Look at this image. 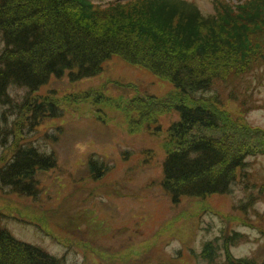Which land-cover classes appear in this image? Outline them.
I'll return each mask as SVG.
<instances>
[{
  "label": "rangeland",
  "instance_id": "374dc122",
  "mask_svg": "<svg viewBox=\"0 0 264 264\" xmlns=\"http://www.w3.org/2000/svg\"><path fill=\"white\" fill-rule=\"evenodd\" d=\"M176 1L187 3H182L185 12L215 17L226 29L223 41L230 52L242 50L233 56L237 61L229 57L215 62L222 77L212 92L224 99L229 113L226 125L215 133L257 151L247 157L252 185L246 187L238 177L230 194L183 196L174 202L162 183L164 162L173 150L169 128L180 119L179 112L154 108L152 116L158 122L148 127L146 122L154 117L134 124L140 112L129 111L127 105L137 96H154L167 104L175 89L169 79L120 55L112 56L97 75L76 80L68 72L54 75L37 92L11 85V102L0 106V168L25 142L53 152L57 164L36 171V195L18 194L0 182V227L40 246L60 264H233L227 262V252L264 264V0ZM251 3L260 6L262 16L246 32L239 31L246 14L237 8ZM152 6L163 14L174 10L173 19L180 20V6L173 0ZM223 8L233 12L234 20H222L227 13ZM153 9L142 2L126 6L130 15ZM112 15L119 17L121 12L113 10ZM255 33L263 34L261 47L251 44ZM205 34L203 29L200 35ZM3 47L0 33V52ZM234 67L244 72L226 80V71ZM38 94H51L62 114L43 116L39 131H28L26 98ZM5 125L15 130L6 140L1 131ZM234 231L241 237L229 251L220 239L213 260L199 257L206 241Z\"/></svg>",
  "mask_w": 264,
  "mask_h": 264
},
{
  "label": "trees",
  "instance_id": "16d2710c",
  "mask_svg": "<svg viewBox=\"0 0 264 264\" xmlns=\"http://www.w3.org/2000/svg\"><path fill=\"white\" fill-rule=\"evenodd\" d=\"M164 1L111 0L104 4L97 0H0V33L4 41L0 52V106L11 102L8 92L11 85L37 92L54 75L68 72L72 80L97 75L112 56L120 55L169 79L175 89V94L168 95L167 104L154 96H137L127 105L129 111L140 112L134 124L151 120L154 108H162L163 112L174 108L179 112L180 119L169 128L173 150L165 159L162 183L173 201L177 203L183 196L230 194L238 177L249 187L252 182L247 173V157L257 151L252 152L244 143L231 142L230 137L215 133L226 125L229 113L224 99L212 92L216 80L222 77L215 62H225L242 50L239 47L230 52L223 41L226 29L220 28V22L212 16L202 17L197 10L185 12L184 1L173 0L180 6L178 21L171 15L176 14L174 10L163 14L153 9L152 5ZM138 2L150 5L153 10L140 15L128 14L126 6ZM231 9L235 11L232 6ZM237 9L246 14V24L238 26L242 32L262 16L260 6L254 7L252 3ZM113 10H120L121 15H112ZM258 11H261L259 17ZM221 18L229 23L234 20L233 12L227 11ZM203 29L208 34L200 35ZM262 35L250 36L251 44L259 43L261 47ZM243 72L244 68L234 67L226 71L225 79ZM26 102L29 109L25 129L28 131H39V118L62 114L51 94H38V98L32 96ZM156 119L145 125L157 124ZM12 129L10 125L3 126L2 138L6 140V134L11 131L13 134ZM5 143L8 147L9 143ZM12 152L10 161L0 168L1 185L18 194L36 195L40 187L35 173L56 166V155L29 142L18 144ZM238 237L241 234L234 231L206 241L199 257L213 260L220 248L217 243L220 239L229 251ZM226 255L227 262L233 264L255 263L233 258L228 252ZM0 264H60V259L0 227Z\"/></svg>",
  "mask_w": 264,
  "mask_h": 264
}]
</instances>
